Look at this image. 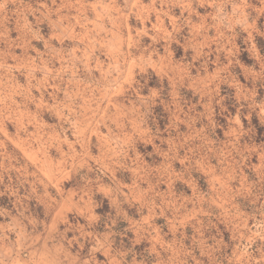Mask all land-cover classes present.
<instances>
[{
	"label": "rangeland",
	"instance_id": "1",
	"mask_svg": "<svg viewBox=\"0 0 264 264\" xmlns=\"http://www.w3.org/2000/svg\"><path fill=\"white\" fill-rule=\"evenodd\" d=\"M72 172L129 264H264V0H0V182Z\"/></svg>",
	"mask_w": 264,
	"mask_h": 264
},
{
	"label": "crops",
	"instance_id": "2",
	"mask_svg": "<svg viewBox=\"0 0 264 264\" xmlns=\"http://www.w3.org/2000/svg\"><path fill=\"white\" fill-rule=\"evenodd\" d=\"M81 176L59 175L47 183L51 190L42 188L37 194L27 179L22 181L23 191L16 184L0 182V264H129L133 260L130 249L121 244L131 217L124 204L131 201V194L119 187L130 182L118 179L95 187L99 199L113 211L108 219L92 193L83 191ZM121 192L127 195L123 198ZM71 216L85 226L71 225ZM136 264L143 263L137 259Z\"/></svg>",
	"mask_w": 264,
	"mask_h": 264
}]
</instances>
